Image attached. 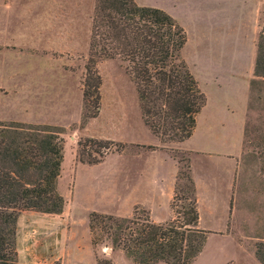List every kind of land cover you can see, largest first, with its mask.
Segmentation results:
<instances>
[{"label": "rangeland", "instance_id": "1", "mask_svg": "<svg viewBox=\"0 0 264 264\" xmlns=\"http://www.w3.org/2000/svg\"><path fill=\"white\" fill-rule=\"evenodd\" d=\"M134 2L164 11L185 32L181 57L205 97L187 144L208 148L206 139L212 136L213 142L218 137L211 134L210 126L218 119L219 107H236L246 92L230 223L226 230L212 231L214 226L202 217L198 228L208 235L191 264H259L254 246L261 241L264 228V80L253 77V62L264 22V0ZM92 6L93 0H0V70L9 67L15 75V83L5 84L8 94H0V120L57 126L63 140L56 182L63 210L59 215L19 214L17 264H60L54 261L57 255L63 264H76L80 259L78 264H86L90 254L95 264H132L104 241L91 245L90 214L129 217L137 208L152 222L164 217L162 208L151 218L144 208L121 201L127 189L133 190L140 178L151 175L147 163L152 165V160L135 157V153L151 151L142 147L152 139L142 124L134 88L118 62L97 66L101 78L97 115L81 122V82ZM27 97L40 98L43 108L30 114L15 110ZM85 138L123 145V152L116 153L112 147L99 163L81 164L76 159L77 143ZM168 151L177 162L189 157L174 147ZM156 161V173L165 182L172 165ZM184 165L178 163V171ZM184 184L179 180L178 187ZM172 218L169 207L164 219ZM35 258L41 262H34Z\"/></svg>", "mask_w": 264, "mask_h": 264}, {"label": "trees", "instance_id": "2", "mask_svg": "<svg viewBox=\"0 0 264 264\" xmlns=\"http://www.w3.org/2000/svg\"><path fill=\"white\" fill-rule=\"evenodd\" d=\"M89 20L81 122L97 115L101 85L97 66L115 61L134 88L140 118L149 133L161 145L187 140L205 97L181 57L184 30L164 11L139 6L134 0H93ZM255 49L253 77L264 80V22ZM61 133L52 125L0 122V264H17L16 222L22 211L59 215L63 210L64 201L56 190L63 155ZM112 147L116 153L123 152V145L85 138L77 143L76 159L95 165ZM176 163L169 205L172 219L154 223L137 208L129 217L91 213V245L104 241L132 264H191L208 233L198 228L188 159ZM178 163H185L180 171ZM179 180L186 184L178 187ZM254 257L264 264V228Z\"/></svg>", "mask_w": 264, "mask_h": 264}, {"label": "crops", "instance_id": "3", "mask_svg": "<svg viewBox=\"0 0 264 264\" xmlns=\"http://www.w3.org/2000/svg\"><path fill=\"white\" fill-rule=\"evenodd\" d=\"M230 32L232 33L234 30L231 29ZM2 69L0 70V94L7 95L8 91L5 89V84L15 83L13 82L15 75L9 67L7 70L6 68ZM245 90L247 91V86ZM246 100L245 92V96L240 99L236 107L228 104L224 107H219L217 111L218 119L214 127L210 126L211 134L214 136L218 134V137L213 142L212 136L206 139L209 146L206 147L208 148L191 146L187 144L188 139L178 144L161 145L157 138L148 134L152 141H147L146 145L158 148L151 151H138L135 153V157H145L152 160V165L147 163V166L151 167V175H148L145 179L140 178L133 190L127 189L121 196V201L127 202L129 206L144 208L148 211L151 218L157 209L162 208L163 219L155 218L154 222L163 223L166 220L164 218H167L169 214V205L177 172V163L168 153V150L174 147L186 152L189 156L188 164L195 190L198 222L203 221L204 218L202 219V217H205L207 223L214 226L212 231L226 230L230 223V201L237 159L241 152ZM20 101H23V103L19 102L14 109H18L19 112L25 114H30L43 108L40 98L37 97H27ZM0 122L11 121L0 120ZM214 128L216 130H213ZM158 159L166 160L172 165L165 182L156 173V160ZM56 260L63 264L62 256H55L54 261ZM34 262H41V260L37 258ZM75 262L78 264L82 260H76ZM85 262L86 264H95L91 254L88 255V259Z\"/></svg>", "mask_w": 264, "mask_h": 264}]
</instances>
